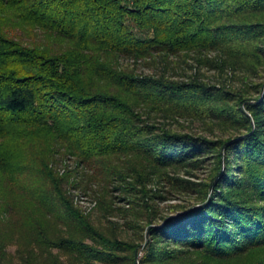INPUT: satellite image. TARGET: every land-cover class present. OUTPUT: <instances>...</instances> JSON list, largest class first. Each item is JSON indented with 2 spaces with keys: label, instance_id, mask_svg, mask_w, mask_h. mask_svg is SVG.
Listing matches in <instances>:
<instances>
[{
  "label": "trees",
  "instance_id": "trees-1",
  "mask_svg": "<svg viewBox=\"0 0 264 264\" xmlns=\"http://www.w3.org/2000/svg\"><path fill=\"white\" fill-rule=\"evenodd\" d=\"M208 50L221 62H202L263 81L234 90L120 62ZM177 117L215 137L171 128ZM58 143L92 171L83 185H102L105 218L128 211L139 218L128 226L147 227L141 257L140 242L120 237L115 222L98 226L68 194L69 175L51 166ZM209 159L201 181L177 174ZM110 184L136 202L113 207ZM165 185L196 202L156 224ZM14 258L264 264V0H0V264Z\"/></svg>",
  "mask_w": 264,
  "mask_h": 264
},
{
  "label": "rangeland",
  "instance_id": "rangeland-1",
  "mask_svg": "<svg viewBox=\"0 0 264 264\" xmlns=\"http://www.w3.org/2000/svg\"><path fill=\"white\" fill-rule=\"evenodd\" d=\"M19 35L26 39V34L20 33ZM221 58L222 57H220L218 51L208 50L202 51L201 53H180V55H170L167 57L163 56V54H154L150 58H123L120 62L129 69L134 70L138 75L164 74L169 79L184 81H189L194 77H198L204 82L214 84L217 87H225L234 90H238L245 84L263 81L260 77H253L239 69L234 70L230 66H225L221 69L217 65L218 68L201 61L212 59L215 60L216 63H220ZM177 118L179 119L166 120V123L168 122L171 128L179 131L205 134L209 135L210 138L215 137L207 129L206 124L201 120L190 119L188 117ZM160 119V122H162V118ZM220 134H222V132L216 129L215 135ZM50 159H52L51 166H53L60 175L64 173L69 175L66 184L68 194L73 197L74 202L80 206L82 211L85 214L90 215L91 219L100 227H109V221L115 222L119 229L120 237L126 240H134L142 244L141 250L138 254V256L141 257L144 254L143 248L150 240L147 227H144V230L142 229V231L138 232L127 225V222L130 220L138 221V216L128 211L121 212L116 209L109 215V217L105 218L103 216V211L98 208L99 197L103 190L102 185L98 181H91L88 185H83L84 182H81L84 178V174L91 173L92 171H88L89 169H86L76 156L68 152L66 148L59 143L52 146V156ZM211 164L212 160L209 159L204 166L193 171L192 175L186 174L183 171H180L177 174L194 181H201L209 175L212 168ZM152 187L155 188V185ZM106 190H108L107 198L112 201V206L115 208L123 207L124 209H129L132 206V203L136 202L135 198H138L137 196L132 195L125 196L123 192L113 186V184H110ZM160 193L162 197L154 199L158 212L155 221L156 224L164 222L163 217L173 215L177 210V205H191L196 202L194 195L180 192L176 189L174 190L168 185L162 187ZM6 249L10 254H14L16 244L11 243ZM17 262L18 260L15 259V264H17ZM138 264H140V261H138Z\"/></svg>",
  "mask_w": 264,
  "mask_h": 264
}]
</instances>
